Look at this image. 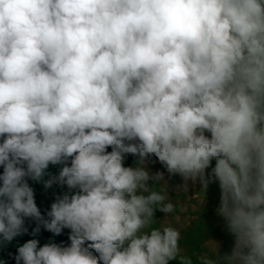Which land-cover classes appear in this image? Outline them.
<instances>
[{"label": "clouds", "instance_id": "obj_1", "mask_svg": "<svg viewBox=\"0 0 264 264\" xmlns=\"http://www.w3.org/2000/svg\"><path fill=\"white\" fill-rule=\"evenodd\" d=\"M176 178L264 264V0H0V264H194Z\"/></svg>", "mask_w": 264, "mask_h": 264}, {"label": "rangeland", "instance_id": "obj_2", "mask_svg": "<svg viewBox=\"0 0 264 264\" xmlns=\"http://www.w3.org/2000/svg\"><path fill=\"white\" fill-rule=\"evenodd\" d=\"M178 183H180V180L179 178H176V180L172 181L169 185L156 184L154 186V189L157 191H161L163 189H167L169 191L172 202L177 206V211L174 215L169 217H165L164 214L157 212V221L152 225V227H159L161 224L168 223L180 228L184 237L182 240H185L188 248H191V250L188 251V255L192 257L195 264L196 256L193 255L194 253H207L211 255L210 251L206 247H203L205 241L209 239H218L223 241L224 244H226V241L212 236L215 232L222 231L219 226L218 219L216 217L214 219L212 205H207V207H205L204 194L202 192H198L197 190H190L188 192L183 190L177 191L172 185ZM194 195H196V197H194ZM217 195V190L213 188L212 192L210 193V197L213 199V201ZM184 200H188V204L190 202L194 203L195 205L198 203V209L195 210L193 205L190 204L187 206L186 212L180 213L179 208ZM177 215L180 216L179 220L176 218ZM198 225L200 228H203L201 238L198 236ZM172 264H177V262L173 261Z\"/></svg>", "mask_w": 264, "mask_h": 264}, {"label": "crops", "instance_id": "obj_3", "mask_svg": "<svg viewBox=\"0 0 264 264\" xmlns=\"http://www.w3.org/2000/svg\"><path fill=\"white\" fill-rule=\"evenodd\" d=\"M194 197H196V195H194ZM182 204H184V205H193V207H194V209L195 210H197L198 209V203L195 205L194 203H192V202H190L189 204H188V200H184L183 202H182ZM186 212V211H185ZM181 213V212H180ZM179 214V213H178ZM214 215V214H213ZM178 217H179V219H180V216L179 215H177ZM179 219H177V220H179ZM214 219H215V215H214ZM202 229L203 228H200V226L198 225V234H201L203 231H202ZM221 233H223V232H221ZM224 234V233H223ZM221 240H218V239H209V240H207V241H205V243H204V246L203 247H206L209 251H210V253H211V255H213V253H214V249H215V247L217 246V244H218V242H220ZM230 243V242H229ZM229 243H226V244H224V246H225V248L227 247V245L229 244ZM187 243H186V241L185 240H182L181 241V246H182V248H183V250H184V253L185 254H187L188 255V251H190L191 250V248H188V246L186 245ZM201 246V247H202ZM176 262V261H175Z\"/></svg>", "mask_w": 264, "mask_h": 264}, {"label": "trees", "instance_id": "obj_4", "mask_svg": "<svg viewBox=\"0 0 264 264\" xmlns=\"http://www.w3.org/2000/svg\"><path fill=\"white\" fill-rule=\"evenodd\" d=\"M127 163H128V164H131V163H132L131 158H129V160L127 161ZM50 191H51V190H49V195H50ZM37 192H38V199H39V201H42V202L44 203V206H47V200H46V198H45V193L43 192L41 186H37ZM47 236H48V234L45 233L44 236L41 237V242H42V243L47 239ZM198 236H200L199 238H201L202 235L199 234ZM212 236L217 237V238H220V239H222V240H225L226 243H229V242H230L229 238H228L225 234H223V233H221V232H215ZM27 238H28V237H25L24 239H27ZM14 244H15V241L13 242V245H14ZM10 248H11V250H13V251L15 250V249H14V246H10Z\"/></svg>", "mask_w": 264, "mask_h": 264}]
</instances>
